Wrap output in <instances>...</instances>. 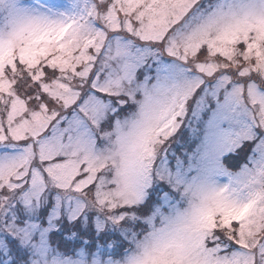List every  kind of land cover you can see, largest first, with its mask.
Listing matches in <instances>:
<instances>
[{
	"label": "snow or ice",
	"instance_id": "6c2138e0",
	"mask_svg": "<svg viewBox=\"0 0 264 264\" xmlns=\"http://www.w3.org/2000/svg\"><path fill=\"white\" fill-rule=\"evenodd\" d=\"M0 264H264V0H0Z\"/></svg>",
	"mask_w": 264,
	"mask_h": 264
}]
</instances>
